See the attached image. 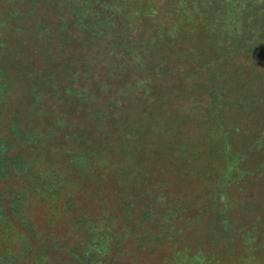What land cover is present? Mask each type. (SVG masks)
<instances>
[{
    "label": "rangeland",
    "instance_id": "obj_1",
    "mask_svg": "<svg viewBox=\"0 0 264 264\" xmlns=\"http://www.w3.org/2000/svg\"><path fill=\"white\" fill-rule=\"evenodd\" d=\"M18 1L0 0L1 255L264 264V31L207 0H121L104 58Z\"/></svg>",
    "mask_w": 264,
    "mask_h": 264
},
{
    "label": "trees",
    "instance_id": "obj_2",
    "mask_svg": "<svg viewBox=\"0 0 264 264\" xmlns=\"http://www.w3.org/2000/svg\"><path fill=\"white\" fill-rule=\"evenodd\" d=\"M22 1L24 0L18 1L17 4L21 5ZM121 2H122L121 0H46L47 6L45 10L46 12H44V14L46 13L47 16L50 18V20H52L49 21L51 22L49 26L53 25V27L50 30L51 32L53 30L55 33L59 32L58 34H66V35L67 34L72 35L71 34L72 32L75 34L74 36H78V37H80L81 35L82 36L81 42H85L86 45L85 48L87 49V54H89L88 49L91 46L94 50H99L100 48L103 47L105 49L104 52L103 50H101L102 53L104 54L103 56L104 58H108L109 56L114 57V55L113 56L110 55L112 47H114L115 45V47L119 49L121 45L120 42H118V38L114 37L115 35L112 33L113 29L109 28L111 34L108 31H106L107 24H111L112 27L117 26L115 22L119 16L117 14L118 9L112 8L110 7V5L114 3L119 4ZM207 3L208 4L213 3V5L215 4L217 6V7L216 6L213 7L212 10L214 11V13L210 15L213 18V20H215L219 15L221 16L223 15L227 18L229 22H231L230 24L233 25L232 29L233 28L235 29V27L238 26L239 24L241 26V29H246V31L250 30V34H252L250 41L252 39L259 38L258 37L259 35L257 37L255 36V33L252 31L253 29L251 28V26H258L259 28H261L260 29L261 32L264 31V18L260 20H258L257 18L261 14H263L264 17V0H209V1L207 0ZM103 6L105 7L103 8ZM35 7L36 5H34L32 9H35ZM219 11H221L220 14ZM140 12L141 10H139L138 13ZM15 18L16 17L12 16V19ZM144 20L145 19H141V21ZM125 27L128 28L127 30L130 31L129 28L132 27V24L130 25L129 23L128 24L126 23L123 25V29ZM138 28H142V26L138 24ZM154 28L155 31L158 30V27H154ZM47 34L50 33L48 32ZM96 37H98L100 40ZM260 37L264 39V33L263 34L261 33ZM93 40H95L96 43H94ZM128 40L129 39L126 40L124 39L123 48H125L124 52L130 55L132 52L131 49L132 48L136 49V47L135 45H133L132 47V45L128 42ZM237 45H239V43ZM83 50H82V54H84ZM90 58H91L90 62L93 63L94 59L92 57ZM141 58L134 59L135 62L138 63L137 66L138 65L141 66V63L144 62V60H142L143 58L142 59ZM98 63L99 62H95L96 65H98ZM138 76L137 79L139 78ZM142 77L144 78V76ZM6 147H7L6 143L0 139V176L4 175L5 166L8 164L7 162L9 161V158H7L5 155ZM10 160L12 163L17 164L16 157ZM13 214L14 211L12 209H11V213L8 211H4V209L2 208L0 209V215L5 220V222H7L10 218H13V216L16 218V216ZM16 224L17 223L14 222L13 226H15ZM102 246L104 247L105 244H102ZM108 262L109 259H106V262L104 263L108 264ZM98 263L100 264V262ZM0 264H11V263L7 261V257L5 258V256H2L0 253ZM88 264H97V262L91 261L88 262ZM193 264H197V263L193 262Z\"/></svg>",
    "mask_w": 264,
    "mask_h": 264
}]
</instances>
